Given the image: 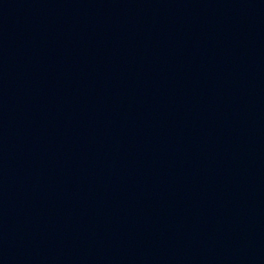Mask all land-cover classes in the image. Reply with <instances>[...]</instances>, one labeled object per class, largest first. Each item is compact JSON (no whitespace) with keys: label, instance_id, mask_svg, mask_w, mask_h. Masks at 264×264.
Returning <instances> with one entry per match:
<instances>
[{"label":"water","instance_id":"obj_1","mask_svg":"<svg viewBox=\"0 0 264 264\" xmlns=\"http://www.w3.org/2000/svg\"><path fill=\"white\" fill-rule=\"evenodd\" d=\"M187 264H264V242L221 252Z\"/></svg>","mask_w":264,"mask_h":264}]
</instances>
